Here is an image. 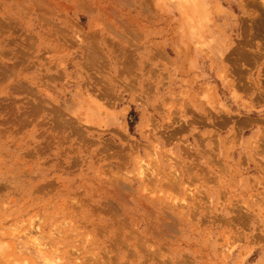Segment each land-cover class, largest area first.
<instances>
[{"label": "rangeland", "instance_id": "rangeland-1", "mask_svg": "<svg viewBox=\"0 0 264 264\" xmlns=\"http://www.w3.org/2000/svg\"><path fill=\"white\" fill-rule=\"evenodd\" d=\"M48 257L264 264V0H0V264Z\"/></svg>", "mask_w": 264, "mask_h": 264}, {"label": "bare ground", "instance_id": "bare-ground-1", "mask_svg": "<svg viewBox=\"0 0 264 264\" xmlns=\"http://www.w3.org/2000/svg\"><path fill=\"white\" fill-rule=\"evenodd\" d=\"M38 243V242H37ZM40 244V243H39ZM41 245V244H40ZM43 245V244H42ZM46 263L47 264H55V262L53 260H51L49 257L46 258Z\"/></svg>", "mask_w": 264, "mask_h": 264}]
</instances>
